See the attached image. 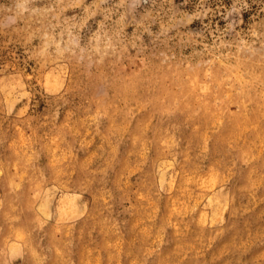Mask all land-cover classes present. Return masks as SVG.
<instances>
[{"label": "rangeland", "instance_id": "1", "mask_svg": "<svg viewBox=\"0 0 264 264\" xmlns=\"http://www.w3.org/2000/svg\"><path fill=\"white\" fill-rule=\"evenodd\" d=\"M0 264H264V0H0Z\"/></svg>", "mask_w": 264, "mask_h": 264}]
</instances>
